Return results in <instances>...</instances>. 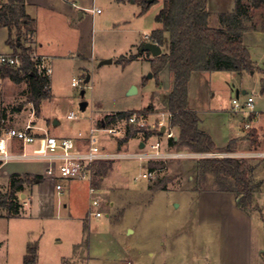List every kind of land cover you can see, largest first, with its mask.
Returning a JSON list of instances; mask_svg holds the SVG:
<instances>
[{"label": "rangeland", "instance_id": "374dc122", "mask_svg": "<svg viewBox=\"0 0 264 264\" xmlns=\"http://www.w3.org/2000/svg\"><path fill=\"white\" fill-rule=\"evenodd\" d=\"M139 1L141 0H137V2ZM209 1L208 10L211 14L209 24L212 27H219V14L233 11L235 0ZM6 2L7 0H0V7ZM158 2L152 5L142 17L136 19V17L132 18L131 16L126 27L123 28L122 26L115 30L112 37L116 38L119 44L116 46L106 44L105 47L108 52L120 56L134 40H138V42L140 39L148 41L145 36L150 35L151 37L152 31L161 27L155 21L162 0H158ZM253 14L255 22L260 25L264 15V7L254 11ZM5 38L4 32H0V51L5 48ZM16 39L15 31L12 41L15 42ZM21 44L27 51L25 53L22 50L16 51L10 46L13 53L22 56L25 54L30 57L34 56L32 31H23ZM247 45L253 62L259 66L254 64V71H257L255 73L243 71L241 74L237 72L209 74L212 78L213 92L216 94L213 103H221L224 109L229 111L232 109L233 100L237 98V90L240 92L239 102L241 104L248 97H254V112L258 117L253 120L257 116L253 114L246 123L251 122V126L263 127L264 129V34H258L254 38L248 39ZM163 51L166 52L165 47H163ZM136 54L137 50L126 57ZM117 60L110 64H104L105 60H91L85 64L88 71H84V75H80L75 69L72 70L69 65L67 66L68 69L58 67L53 84L55 96L43 104V114L52 120L43 123L42 126L38 122L40 115H36L33 105L28 101V85L25 82L16 84L9 78L3 79L1 77L0 140L6 138L5 134L9 127L24 128L31 119L32 124L36 127H43L44 129L47 127L52 135L60 137L62 135L78 136L79 133L89 134L90 129L94 127L93 118L98 113L108 110L142 109L152 105L154 106L153 119L162 118L163 114L167 113L163 104V97L165 98L168 93L164 91L162 96L161 93H157L155 97H151L150 92L154 90L156 79L150 69V64L135 61L123 67L117 64ZM150 73H152L153 79H148ZM87 76L91 77L88 83L85 82ZM79 78H83L84 83L81 84V87H73V79ZM164 79L166 82L165 89H168L170 79L167 75L164 76ZM148 81L150 90L142 93L140 88L146 86ZM132 83L133 86L139 87V92L130 95V89L126 91V88ZM82 91H85L84 95H82ZM82 102L88 104L85 111L81 110ZM71 111L78 114L77 119H67ZM239 114L247 118L246 112ZM55 119L59 121V125H54ZM253 128L251 127L248 132H251ZM225 133L228 132L225 131ZM100 136V144L105 150L113 151L108 148V144L113 148L112 142L109 141L111 138L104 134ZM32 146L29 147L30 152L34 150V152H42L43 150V142L41 141ZM187 152L188 155L185 154L186 156L183 158H170L145 163L142 169L137 160V162L131 158L127 161L119 160L120 163L123 162L121 164L126 168L125 177H119V179L115 177L118 170L115 168L120 163L112 160L110 169L104 178L100 179L99 192L96 195H92L90 192V185L87 181H79L71 185L70 194L65 192L66 194L58 197L59 201L54 198L51 199L49 205L51 209L48 216L39 217V213L37 214L34 207L35 216L38 217L14 220L0 219V264H23L22 253L27 239L29 245L36 248L37 264H108L107 261L114 264H128L131 261L135 264L134 261L139 258L137 253L140 249L146 264H163L162 257L166 256L168 250L172 251L175 256L176 254L177 256L186 254V263L192 261L197 264L200 261L197 253L205 250L206 245L198 237L199 233L194 227L193 221H190V216L195 214V207L192 205L189 209L184 201L181 202L180 207H172V195L165 191L181 190L190 183L195 190L198 176L196 167L201 158H221L235 155L218 152L201 154L188 150ZM256 156L236 158L245 159L252 166H256V170L251 174L252 183L255 187V198L249 211L264 216V157L261 156V153ZM0 161L3 164V161ZM23 162L22 164L26 166L36 163V165L41 166V169L46 166L44 161L40 160L32 161L33 163L31 161ZM151 166L160 169L156 177L135 181V178L145 171L143 169L151 168ZM5 170L2 168L0 171V190L4 193L8 190ZM21 176L28 180L26 183L27 191L29 189L31 191V184L35 182L34 177L37 175L22 174ZM51 184H55V182L49 179L46 186L51 189ZM213 185L212 177H209L204 183L208 189H212ZM96 197L101 203L99 207L92 206ZM26 201V198L19 194L18 202L22 204L23 209L24 207L27 209L23 205ZM112 201L116 203L111 209L108 206ZM64 204L68 205L67 210H63L62 205ZM99 209H102L103 212L112 211V214L106 216L104 213L100 218L90 215L91 212ZM4 215H7V211L0 209V216ZM181 224L187 231L184 236L186 237L188 233L191 235V237L187 236L188 238L181 236L187 242L185 249L181 246L182 244H179L181 238L178 237V228ZM128 228L134 229L135 232L129 234L130 229ZM262 236V233L257 234V245H263ZM151 252L154 253V256H150ZM202 260L207 263L210 258H202Z\"/></svg>", "mask_w": 264, "mask_h": 264}, {"label": "crops", "instance_id": "0c3cea01", "mask_svg": "<svg viewBox=\"0 0 264 264\" xmlns=\"http://www.w3.org/2000/svg\"><path fill=\"white\" fill-rule=\"evenodd\" d=\"M159 3V2H157ZM155 3V4H157ZM210 4V1H209ZM208 4V8H209ZM26 13L35 21V30L32 32L33 43H34V56L45 57L47 59V65L51 69L50 75V89L49 97L42 102L41 105V114L38 119L39 125L42 126L43 123L52 120L43 114V104L46 101H50L54 95V75L58 67H63L68 69V65L71 69L77 70L80 75H84L88 71L85 64L94 59L99 60H112V63L119 59L122 56H127L131 52L137 50V54L140 53L141 56L138 57L135 61H142L150 64L151 60L154 59V56L150 52H142L143 39L134 40L129 45V48L120 56H115L112 53L108 52V49L105 47L106 44L118 45L119 42L116 38L112 37V33L123 26L126 27V24L129 22V19L135 18L138 19L144 14L142 13V6L140 1L137 0H25ZM159 9L158 13L160 12ZM92 10H101L100 13ZM156 14V16L158 15ZM130 14V16H129ZM156 21V17H155ZM157 23V22H156ZM157 30V29H156ZM155 31V30H153ZM152 31V32H153ZM0 32H4L6 35L5 38V48L0 51V53H12L13 49L7 44L9 38L8 28H0ZM258 34H264V32H247L244 34V43L247 45V40L254 38ZM163 50V48H162ZM115 58V59H114ZM144 60V61H143ZM256 65V64H255ZM257 66V65H256ZM259 67V66H257ZM151 69V68H150ZM85 71V72H84ZM257 71V70H255ZM253 71L252 73H255ZM151 72V71H150ZM218 72H227V71H218ZM212 73L208 71H196L193 72L191 80L189 82L188 89V106L190 109L196 111L199 117V128L208 133L213 139L216 147L220 150L225 149L231 142L235 141V151L230 153L232 157L238 158H247L250 156H255L261 153L264 154V129L254 127L251 132L245 128L246 118L242 114L235 113L233 111V105L231 110H225L221 103L214 104L213 99H215L216 94L213 92L212 88V78L209 76ZM238 73V72H237ZM241 74V73H240ZM149 75H152L150 73ZM167 75L170 79L168 83V89H165L166 82L164 76ZM264 75V74H263ZM90 76H87V78ZM86 78V79H87ZM148 79H153L152 77ZM91 80V77H90ZM89 80V81H90ZM159 80L161 85L158 87L157 84L152 90L151 97H155L157 93H162L165 91L169 93L173 89L174 85V74L171 72L169 67L164 68L159 73ZM143 81V79H142ZM141 81V82H142ZM149 81L146 86L141 87L140 91L146 93L149 91ZM136 85V84H134ZM133 86V83L130 84L126 91H128ZM137 87V86H136ZM234 87V86H233ZM139 90V87H137ZM233 91V89H232ZM139 92V91H137ZM164 92V93H165ZM85 94V91H84ZM245 94V93H243ZM240 92L237 90V98H239ZM163 99H165L163 97ZM149 107V106H148ZM147 108V107H145ZM142 109H116L108 110L98 113L93 118V124L96 126L99 121L103 120L105 114H113L116 112L122 111H141ZM72 112V111H71ZM32 116L34 114H31ZM103 115V116H102ZM154 117V114H153ZM102 118V119H101ZM210 118V119H209ZM42 119V120H41ZM210 120V122H209ZM42 121V122H41ZM32 123V119L30 120ZM28 122V123H30ZM54 125H59L57 119L54 120ZM27 125V124H26ZM24 126V128L26 127ZM17 128V127H9ZM8 128V129H9ZM19 128V129H24ZM41 128V127H40ZM175 133V140H177L179 132L176 128L172 127ZM43 130L47 131L49 134L50 131L47 127ZM227 131L228 133H225ZM256 132L257 142L254 144L250 138L251 133ZM165 132V130H164ZM164 132L161 130V134H155L151 140H156V138L161 140L163 148L169 152H176L169 145L168 139L163 136ZM39 137L42 133L38 131ZM228 134V135H227ZM52 135V134H51ZM55 136V135H53ZM57 137V136H56ZM70 137L78 141L81 149L83 142L78 139L77 135L69 136L62 135L57 138ZM110 139L112 142L113 148L108 144V148L113 151L110 153L121 154L124 157L114 159L115 161H127L130 159L129 156H132L140 151H147V146L143 143L148 138H145L144 135L137 134L135 137L131 138L127 143L119 147V140ZM38 141L43 142L39 139ZM37 141V142H38ZM36 144V143H35ZM44 144V142H43ZM34 145V144H33ZM27 146L26 152L32 155H38L42 152H30L29 147ZM34 147V146H32ZM38 148V146H37ZM43 149V146H42ZM7 151L11 156L20 155L23 152L22 144L14 139L7 140ZM106 152H109L105 150ZM181 153L187 154V151ZM1 157V156H0ZM132 160L139 161V167L142 169L145 165V162H142L136 158H131ZM2 160V159H0ZM3 164L0 167L5 168V173H7V184L10 185V180L13 175H22V174H31L38 175L42 177V181L36 180L31 184V191L27 188V184L24 185V189L20 192L21 197L26 198V202L23 203L27 209H23L22 204L20 209V215L18 217H8L7 215L0 216L2 218H8L9 220L22 219V218H34L35 216L34 207L39 213V217L48 216L50 211V202L51 199H56L59 201L58 197L66 194H70V188L73 183L86 180H59L55 184H51V189H49L46 184L49 178L46 176V168L48 167V162L44 161L46 166L44 169H41L40 165H36L32 161H39V159H19L11 158L8 160H2ZM23 161H31L33 165L26 166ZM43 161V160H40ZM136 161V162H137ZM112 162V160H110ZM120 163V162H119ZM123 163V162H121ZM119 164L115 169L117 174L115 177L117 179L125 177V166ZM125 164V163H124ZM23 165V166H22ZM120 166V167H119ZM145 170V169H143ZM259 170V169H258ZM257 170V171H258ZM136 175V174H135ZM134 175V176H135ZM133 176V178H134ZM104 176H96L93 180V185L98 189L100 179ZM99 179V180H98ZM106 180H109L106 178ZM98 181V185H95V182ZM88 182V181H87ZM60 183L63 186L61 193L56 189V184ZM90 185V182H88ZM26 192V193H25ZM172 195L171 204L172 207H180L181 202H186L187 207L194 205L195 214L190 216V221H193L194 227L198 230V237L206 245L205 250L200 253H197L200 261L197 264H264V216L260 214H254L251 211L241 210L236 203L235 194L229 192H220L215 189H209L206 191H196L193 189V186L190 184L186 188L178 190H169L165 191ZM25 193V194H24ZM255 197H253L254 199ZM19 203V202H18ZM115 201L110 203L109 208L115 206ZM101 205V204H100ZM68 205H62L63 210H67ZM264 206V203H263ZM58 207V203H57ZM107 208V207H105ZM264 208V207H263ZM58 210V208H57ZM264 210V209H263ZM23 211V212H21ZM106 216H110L112 211L103 212L102 209H99ZM25 213V214H24ZM264 215V213H263ZM190 223V222H189ZM130 229V228H128ZM131 231V232H130ZM261 231V232H260ZM263 231V232H262ZM134 229L129 230V234L134 233ZM184 233H187L184 230L182 224L178 228V237L184 236ZM262 233L263 245H257V234ZM187 236L191 237L190 233ZM186 236V237H187ZM185 237V236H184ZM185 237V238H186ZM187 237V238H188ZM202 242V244H203ZM181 246L185 249L187 248V242L181 238ZM29 245L28 239L25 242V249L23 250V264L24 258L28 252ZM1 248V244H0ZM137 256L139 257L137 261H134L135 264H146L145 258L142 256V250H138ZM150 256H154V253H150ZM210 258V261L204 263L202 258ZM186 254L183 256H176L172 254V251H166V256L162 257L163 264H194L192 261L186 263ZM92 259V257H91ZM96 262V261H95ZM38 260H36V264ZM108 264H114L111 261H107ZM131 261L128 262V264Z\"/></svg>", "mask_w": 264, "mask_h": 264}, {"label": "trees", "instance_id": "16d2710c", "mask_svg": "<svg viewBox=\"0 0 264 264\" xmlns=\"http://www.w3.org/2000/svg\"><path fill=\"white\" fill-rule=\"evenodd\" d=\"M149 0H141L142 13L145 14L152 5ZM209 0H162V9L156 16V22L161 26L152 32L148 41L166 48V52L151 60V71L156 84L159 87V73L169 67L174 74L172 91L164 99V107L171 113V125L179 132L177 140L170 139L169 145L176 152L190 151L193 153H233L235 141L225 149L216 147L211 136L199 128V117L196 111L188 106L189 82L193 72H253L254 62L249 49L244 43V34L247 32H264V15L260 25L255 22L253 12L264 7V0H235L234 10L219 14V27L209 24L210 12ZM9 30L7 44L16 51H27L21 44L23 31L33 32L35 21L26 13L25 0H7L0 7V28ZM16 31V41H12ZM168 35V36H167ZM141 54L135 56H122L117 64L126 67ZM1 77L9 78L16 84L28 85L27 98L33 105L37 116L41 114L42 102L49 97L50 78L39 75L35 69V62L29 55L22 57V66L18 70L5 69ZM136 111H122L107 114L98 126L103 123L110 124L116 119L126 118ZM141 112L152 114L154 106L143 109ZM160 132H145L144 137L149 138ZM137 132L129 127L126 135L119 140V147L135 137ZM250 138L257 142L256 132L251 133ZM187 149V150H186ZM112 162L103 161L95 166V175L104 176L110 169ZM2 162L0 161V165ZM150 169H154L151 166ZM256 170L245 159L235 157H210L201 158L196 167L197 185L196 191L209 190L204 183L212 177L213 188L220 192L235 194L237 206L248 211L253 204L255 187L251 174ZM35 181H42L41 176H35ZM28 180L16 174L11 177L10 185L6 193L0 190V209L7 211L8 217H18L21 206L18 203L19 193L23 191ZM98 185V181L95 182ZM36 248L29 247L24 258V264H36Z\"/></svg>", "mask_w": 264, "mask_h": 264}, {"label": "built area", "instance_id": "2783aa9c", "mask_svg": "<svg viewBox=\"0 0 264 264\" xmlns=\"http://www.w3.org/2000/svg\"><path fill=\"white\" fill-rule=\"evenodd\" d=\"M100 13L101 10H92ZM150 35H146L145 39L148 40ZM22 55L15 53H0V79L2 71L5 69L18 70L22 66ZM35 62V69L39 75H44L50 77L51 69L47 65V59L45 57L32 56ZM84 83L83 78L73 79V87H81ZM233 110L235 113L246 112L247 118L256 114L254 112V97H248L247 100L241 104L239 98L233 100ZM257 115V114H256ZM256 117L253 118L256 119ZM78 118V114L72 111L68 114V120H74ZM171 113L167 112L163 114L162 118H154L153 114H146L141 111L133 112L126 118L116 119L110 124L103 123L98 126V124L90 129L89 134H78V139L82 140L83 145L80 148L79 143L76 139L65 137L57 138L49 134L47 131L40 127H36L31 122L26 125L24 129L19 128H9L6 131V138L0 140V159L8 160L11 158L19 159H39L48 162V167L46 168V176L53 182H58L59 180H86L90 182V192L92 195H96L99 191L93 185V180L95 178V166L100 162L110 161L118 158L124 157L121 154H113L106 152L105 148L100 144L102 134L107 135L112 139L124 138L126 135V128L129 127L137 132V134L144 135L145 132H161L162 128L165 127V132L163 136L170 140L175 138V133L171 125ZM251 122L245 124L247 130L251 129ZM38 131H41L40 134ZM156 134V133H155ZM153 134L145 140L143 143L147 146V151H140L130 158H136L142 162L149 163L154 161H161L170 158H183L186 155L181 152H169L164 150L163 144L159 138L156 140H151L154 136ZM16 140L22 144L23 152L20 155L11 156L7 151V140ZM39 139L43 140V150L42 153L38 155L28 154L26 148L29 145L35 144ZM216 156V155H215ZM264 157V154H261ZM160 169H145L140 175L135 178V181L139 180H149L150 178L156 177ZM56 189L61 193L63 186L60 183L56 184ZM99 198L93 200L92 206H100ZM90 215L100 218L103 213L99 210L91 212ZM131 264V263H129Z\"/></svg>", "mask_w": 264, "mask_h": 264}, {"label": "water", "instance_id": "95a60500", "mask_svg": "<svg viewBox=\"0 0 264 264\" xmlns=\"http://www.w3.org/2000/svg\"><path fill=\"white\" fill-rule=\"evenodd\" d=\"M155 0H149V3H153ZM141 51L142 52H150L154 57H157L159 55H161L163 53V50H162V47L159 46L158 44L156 43H153V42H147L145 43L142 48H141ZM104 64H110L112 63V60H105L103 62ZM152 75H149V78H151ZM90 80V77H88L85 82L88 83ZM138 91L137 87L136 86H132L129 90V94L132 95V94H136ZM82 95H84V91H82ZM87 102H82L80 107H81V110L82 111H85L87 109ZM165 130V127L162 128V132H164ZM131 232V231H130Z\"/></svg>", "mask_w": 264, "mask_h": 264}]
</instances>
